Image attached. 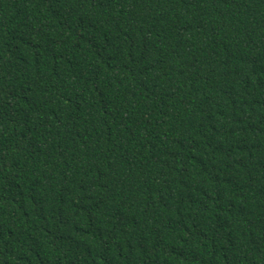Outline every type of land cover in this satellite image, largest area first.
Returning <instances> with one entry per match:
<instances>
[{"label": "trees", "instance_id": "obj_1", "mask_svg": "<svg viewBox=\"0 0 264 264\" xmlns=\"http://www.w3.org/2000/svg\"><path fill=\"white\" fill-rule=\"evenodd\" d=\"M0 264H264V0H0Z\"/></svg>", "mask_w": 264, "mask_h": 264}]
</instances>
